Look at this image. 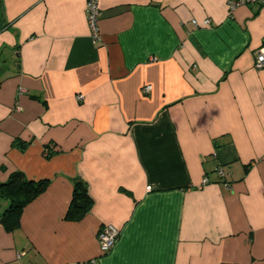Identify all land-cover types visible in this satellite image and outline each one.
I'll list each match as a JSON object with an SVG mask.
<instances>
[{
	"label": "crops",
	"instance_id": "1",
	"mask_svg": "<svg viewBox=\"0 0 264 264\" xmlns=\"http://www.w3.org/2000/svg\"><path fill=\"white\" fill-rule=\"evenodd\" d=\"M229 1L99 0L95 43L87 0H0V184L50 181L0 264H264V0Z\"/></svg>",
	"mask_w": 264,
	"mask_h": 264
},
{
	"label": "trees",
	"instance_id": "2",
	"mask_svg": "<svg viewBox=\"0 0 264 264\" xmlns=\"http://www.w3.org/2000/svg\"><path fill=\"white\" fill-rule=\"evenodd\" d=\"M25 150V145L21 144ZM53 152L46 155L51 157ZM50 181H34L28 179L23 172H14L9 179L0 184V200L8 201L9 208L2 216V223L9 231L18 228L24 209L49 187ZM93 200L89 194L87 183L77 181L74 185L72 202L67 212V219L81 221L91 210Z\"/></svg>",
	"mask_w": 264,
	"mask_h": 264
},
{
	"label": "built area",
	"instance_id": "3",
	"mask_svg": "<svg viewBox=\"0 0 264 264\" xmlns=\"http://www.w3.org/2000/svg\"><path fill=\"white\" fill-rule=\"evenodd\" d=\"M260 0H230L228 3V7L230 10V13L233 14L234 11H236L241 6H249V5H256ZM101 12L99 9V0H87V18H88V24L92 33V38L95 43L101 42V35H100V28H99V20H100ZM209 24L210 22H206ZM195 25H197L196 22H194ZM255 68L257 70H264V43L263 45L256 51L255 53ZM152 88L150 86H147L143 92L145 94L150 93ZM21 94L26 93V90L21 89ZM79 100H82V96L78 97ZM20 110V108L18 109ZM53 146H50L49 148L45 149V155H48L53 151ZM216 173L219 176L221 180L224 181L226 178V175L223 171V168L219 167L216 169ZM209 179L205 178L203 180V185H207L209 183ZM225 186L228 188L229 184L224 183ZM120 237V231L114 227V226H106L104 227L98 234L97 240L100 245L101 251L106 254L109 253L112 248L117 243L118 239Z\"/></svg>",
	"mask_w": 264,
	"mask_h": 264
}]
</instances>
